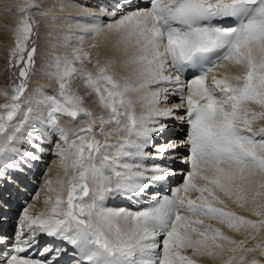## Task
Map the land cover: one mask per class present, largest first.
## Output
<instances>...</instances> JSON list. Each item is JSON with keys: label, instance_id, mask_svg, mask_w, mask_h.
Masks as SVG:
<instances>
[{"label": "snow or ice", "instance_id": "snow-or-ice-1", "mask_svg": "<svg viewBox=\"0 0 264 264\" xmlns=\"http://www.w3.org/2000/svg\"><path fill=\"white\" fill-rule=\"evenodd\" d=\"M148 4L122 12L121 0H114L99 13H86L83 18L91 23L74 42H65L71 55L53 61L55 71L50 74L58 89L41 99L36 136L25 143L42 153L45 149L34 139L58 133L55 155L64 175L56 179L57 187L51 179L45 181V191L55 193L46 196L48 207L37 215L25 208L26 231L17 234L12 248L0 252V264H53L60 248L51 260L33 258L30 252L41 234L71 245L74 264H197V256L220 264H264L256 255L264 257V238L257 239L264 232V125L254 127L264 120V0ZM38 7L34 0L18 6L24 15L8 61L9 69L18 72L9 76L10 90H0L7 98L0 104V162L9 156L39 159L15 146L31 112L29 108L17 121L35 66L36 22L29 12ZM105 16L110 20L106 25L101 20ZM101 32L121 51L119 63L134 66L129 76L110 71L115 60L92 61L88 51L74 46ZM85 60L93 63L95 72L82 66ZM188 74L191 78L185 79ZM77 77L96 94L103 113L83 106V98L71 87ZM170 94H178L181 103L161 107ZM137 102H142L139 112ZM250 103L261 110H252ZM181 109L185 114L179 119L188 125L181 143L189 149L184 163L190 169L182 173L183 182L171 195L153 192L139 210L109 206L115 197L138 200L154 183L172 175L164 164L145 162L173 159L169 153L177 148L175 143L157 146L155 157L148 149L154 135L167 127L162 120ZM81 117L83 122L70 129L61 124L63 118L76 122ZM190 192L198 194L195 199L186 195ZM222 196L258 219L228 209ZM197 217L246 235L235 240ZM249 240L256 242L248 247ZM185 249H191L192 256L184 254ZM52 251L46 247L40 256Z\"/></svg>", "mask_w": 264, "mask_h": 264}, {"label": "bare ground", "instance_id": "bare-ground-1", "mask_svg": "<svg viewBox=\"0 0 264 264\" xmlns=\"http://www.w3.org/2000/svg\"><path fill=\"white\" fill-rule=\"evenodd\" d=\"M135 2L137 0H121V11L122 12H128V11H133L136 10L133 5L130 6L127 4L128 2ZM15 0H0V34L2 32H5L7 35L11 34V30L13 33L15 32L16 24L20 21L21 17L24 15V13L18 11V7H15ZM19 2V1H18ZM39 6L38 8H33L29 12V16L31 19L34 18H41L43 19L40 22V28L42 34H51L50 38L45 39V43L47 47H52L53 52L55 55L57 54L58 56H70L71 51L65 48V42L68 40L75 41L76 36L82 34V30L85 25L91 23L90 20L84 19L83 17L85 16L86 13H99L101 6H106L110 5L111 3L114 2V0H38ZM25 2L21 3V6L24 5ZM19 4V3H17ZM38 4V3H37ZM108 11H111V8H108ZM46 13V14H42ZM55 17V19H53ZM117 19L119 16L116 17ZM103 24H108L110 22L108 17H102L101 18ZM40 21V20H39ZM51 24V25H50ZM49 25L52 26V29L49 28ZM42 36V35H41ZM40 37V36H39ZM43 37V36H42ZM46 37V36H45ZM100 39H103L104 42L106 43L103 48H97L98 51L100 50L103 54L101 58L102 60L105 58H115L113 60L116 61L112 66H114V72L116 76L120 77H127L131 73V69L134 67L133 65H128V66H123L119 63L120 60L123 59V55L121 51L113 46V41L111 39L105 41V36L104 33L101 32L99 35L93 37L91 35H88L85 37L83 44H74L75 47H83L84 49L88 48L89 45L92 43H97V41H101ZM44 40V39H43ZM98 51L95 52V55H91V58L93 61H95V56L96 54L99 53ZM104 51V52H103ZM44 52V51H43ZM52 53V52H51ZM50 53V54H51ZM49 57V56H48ZM97 59V58H96ZM100 59V61H101ZM47 61V60H46ZM89 62V61H88ZM102 62V61H101ZM103 63V62H102ZM48 62H37V66H40L41 68L43 67H52L51 64L49 65ZM79 63H77V67H79ZM86 66V65H84ZM39 67V68H40ZM54 67V66H53ZM237 69H233V71H236ZM94 72V70H93ZM81 79V78H80ZM52 80L49 77H44L43 75L40 77H36L34 79L33 86H36L37 91L39 92L37 97L40 96L41 98L44 97L46 94L48 95L49 93V88L52 85ZM83 82V80L81 79ZM209 82H210V77H209ZM54 84V83H53ZM39 85H42L41 87ZM43 87V88H42ZM35 88V87H33ZM40 89V91H39ZM53 90V88H50ZM84 89V88H83ZM0 90H10L8 85L0 84ZM87 90V94H88ZM92 92V91H91ZM52 93V92H51ZM90 93V91H89ZM93 94H95L93 92ZM84 95V94H83ZM174 96H178L177 98H174ZM6 97L0 95V100L2 102L6 101ZM87 99V98H86ZM95 100L97 99L96 94L93 96H89L88 100ZM41 101V100H40ZM94 102V101H93ZM98 102V100H97ZM95 103V107L93 108V113L94 114H99L101 113L100 111H105L99 103ZM142 102H137L135 106V110L139 112L140 109V104ZM181 103L179 99V95H169V100L167 104H162L161 107H172L173 105ZM25 105V104H24ZM93 105V106H94ZM34 106V105H33ZM249 108H251L254 111H260V107L256 104L250 103L248 105ZM89 109V108H88ZM42 105H35L32 107V112L29 115V118L25 121L23 125H21V132L19 134V139L16 141L15 146L20 149V151H28L32 153L35 156H38L39 159H27L25 158L24 160H21L20 157H13L9 156L6 161L0 162V224L5 223L9 220L10 224L8 225V230L5 232H1L0 229V238H7L5 243H0V252H4L6 248L8 247H13L15 245V240L17 237V234L26 231V224L23 221V216H24V210L25 206L27 205V209H32V213L30 215H37L41 211H43L48 205H45L44 201L46 196L49 195H55V193H49L45 191V181L51 179L53 181V187H57L55 184L56 179L63 177L64 172L63 169L59 167V158L55 155V150H56V144L59 142L58 140V133L55 132H48L47 133V138L44 139L42 136L40 139H34V144H40V147L44 148V152H38L35 147H29L25 141L29 138L35 137L36 133L33 131L34 128L39 127L38 124V117L40 116L42 112ZM175 116V113H174ZM171 117V118H174ZM24 119L23 114H19L17 117L18 120ZM177 120V119H176ZM166 120L164 119L163 122L167 125V129L170 128V122H165ZM83 122V117L78 120L76 123H71L68 120L62 119L61 124L63 127L66 129H70L76 125H79L80 123ZM98 123V122H97ZM263 123V122H262ZM264 125V123H263ZM260 126V125H259ZM108 127V126H106ZM258 127V126H254ZM155 134L154 136H156ZM98 138H101L98 136ZM172 139V138H171ZM179 140H174L172 139L168 143H162L160 141L159 145H167L170 143H175L177 144V148L179 145ZM53 144V146H51ZM158 145V146H159ZM53 147V148H52ZM182 149H186L185 146H181ZM178 152L177 151H172L169 153L170 156L173 157V159L168 160V161H162L158 159H149L145 163L147 165H152L155 163H161L166 166H168L171 169V164L174 163V161L177 160V158H174L175 154ZM153 156H157L158 153L156 151L152 152ZM48 160L49 166L46 171V173L43 175L41 179V185L39 186V192H40V197L37 195L35 199H32L28 202L27 196H29L31 192V188L28 189V184L29 183H34L35 179L38 178L39 176V171L42 169L43 163H45ZM6 164V166H4ZM15 164H19V167H14ZM170 165V166H169ZM190 170V169H189ZM172 175H175L176 169H172ZM183 177V176H182ZM182 177L179 179V181L182 179ZM8 178V179H7ZM40 180V179H39ZM177 181L175 183L174 187H178L182 182ZM197 183H200V181H196ZM35 184V183H34ZM154 183L153 185H155ZM173 187V188H174ZM34 189V188H33ZM156 193H159L160 195H171V194H161L160 192L155 191ZM182 195H185L183 192L181 193ZM189 198L195 199L196 196L198 195L195 192H190L186 194ZM151 193L148 192L146 196L141 197L140 199H128L124 197H119V200L117 199L118 197H115L108 201V205L112 207H127L132 210H139L141 206H143L148 199L150 198ZM222 199H225V204L227 205L228 209L235 211L238 215L245 216L249 219H258V217L253 216L249 211L237 207L235 204H233L231 201L227 200L223 196L221 197ZM27 199V200H26ZM121 201V202H119ZM24 203V205H21ZM18 206V209L16 210V207ZM24 208V209H23ZM4 210V212H3ZM11 213H16L13 217L10 216ZM20 217H19V215ZM11 217V218H10ZM10 218V219H9ZM22 220V224L20 222V219ZM198 219H202L205 224H210L213 227L219 228L222 232H224L225 235L232 237L235 240H241L244 238L246 233L240 232L236 233L228 228H226L224 225L219 224L216 220H211L208 219L207 217H197ZM18 221V223H17ZM12 223V224H11ZM17 224V225H15ZM20 226L19 230L17 231V226ZM16 226V227H15ZM16 228V231L13 229ZM14 230V233L12 231ZM12 236V237H11ZM41 237V235H39ZM264 238V232H261L260 236L257 239ZM256 241H253L255 244ZM47 242H44V244ZM36 248V245L33 246ZM33 248V249H34ZM41 248V246H40ZM33 250H31V253ZM184 254L192 256V250L191 249H185L183 250ZM258 259H262L263 257H259L258 253L256 254ZM251 257V254L249 255V258ZM194 259L197 260V264H220V262L216 259L209 258L206 256H197L193 257ZM264 260V258L262 259Z\"/></svg>", "mask_w": 264, "mask_h": 264}, {"label": "rangeland", "instance_id": "rangeland-1", "mask_svg": "<svg viewBox=\"0 0 264 264\" xmlns=\"http://www.w3.org/2000/svg\"><path fill=\"white\" fill-rule=\"evenodd\" d=\"M15 1H16L15 2V7L21 6L20 2L21 3L25 2V0H15ZM17 3H19V4H17ZM34 3L36 5H38V6H41V4H39L38 0H34ZM32 20H34L36 22L35 25L33 26L34 27V31L36 33V36L33 38L34 39V43H35V47H36V53H35V56H34L35 66L31 70L30 77L27 80V90H26V92L23 95L22 109H21V112L19 113V114H23V115H24V113L26 111H28L29 108H31V112H32V107H34L35 105H39L40 104V100L43 98V97L41 98L40 96L37 97V95H38L39 92L37 91L36 86H33V83L35 82L34 79L36 77H40V76L43 75L44 77H49V78L53 79L52 80V85L50 87V88H53V90L49 88L50 91H49L48 95L55 94L56 91H57V89H58V84H57V81H56L55 77L50 74V73H52V72L55 71V68L53 67V61L56 59V57L58 55L57 54L55 55V53L53 52L52 47H47V45L45 43L46 42L45 39L46 38H50L51 37V34L50 33H48V34H42V32H41L42 30L40 28V22L43 19H41V18H34ZM18 24H19V22L16 24V27H17ZM50 25H49V28L52 29V26H50ZM14 39H15V32L13 33L12 30H11V34L10 35H7L5 32H2L0 34V84H4V85H8V86H9V83H10L9 76H10L11 72H14V71L18 72V68L9 69V67H8L9 50L13 47ZM100 40L101 41H99V42L97 41V44H102V46L99 47V48H103L106 43L104 42L103 39H100ZM30 43H32V41H30ZM98 49L97 48H90V47H88L85 50L88 51L90 53V55H93L94 56L95 55V52L98 51ZM98 52H99V56L96 54L97 56H95V59L94 60H96V58L97 59H101L99 57H102L101 54H103V53L100 50ZM92 58H94V57H92ZM92 58H91V60H92ZM113 59H115V58H113ZM104 60H105V57H104L103 60L101 59L102 62H104ZM38 61L48 62L49 65L51 64L52 67H50L48 65L49 67H43V68H41L40 66H37V62ZM84 65H86V66H84ZM82 66L85 67L86 69H88L89 71H92L93 72V70H94V72H95V68L93 66V63L88 62L87 60H85L83 62V65ZM79 67H81V65H79ZM110 71L111 72H114V66H111ZM117 77H120V76L118 75ZM39 86L41 87L42 85H39ZM33 87H35V88H33ZM71 87L83 98V106L84 107L89 108L91 111H93V108H96L94 104L97 102V99H95V100L92 99L90 101L88 100L89 96H93L95 94H93V91L91 89H89L88 87H86L84 85V83L81 81V79L79 77H77V78H75V79L72 80ZM87 90H89L90 93L88 91V94H87ZM39 91H40V89H39ZM2 103H4V102H2L0 100V104H2ZM100 112L103 113V111H100ZM30 113H29V115H30ZM63 119L68 120L71 123H75V122H72L70 118H63ZM80 119H78V120H80ZM78 120L76 121V123L78 122ZM262 122L264 123V120L257 121L254 124V126L263 125ZM51 146H53V144H51ZM48 166H49V162L47 160L45 163H43L42 169H40V171L38 173L39 176L34 181L35 188L32 189L31 192H30V194H29V196H27L28 202L31 200L32 196H33L32 199H35V197H37V195H39V197L42 195V194L40 195V192H39V189L40 188H39V186L41 185L40 184L41 183V179H42L43 175L46 173V171L48 169ZM21 205H24V203H22ZM26 207H27V205L25 206V208ZM33 209L34 208H32L30 210L28 209L29 210V214L32 213V210ZM18 215H19V213H18ZM19 217H20V215H19ZM19 220L21 221V224H22L21 218ZM19 227L20 226L18 225L17 228H19ZM13 229L16 231V228L13 227ZM14 230L12 231V233H14ZM253 241L254 240H249L248 243L246 244V246H248V247L253 246L254 245Z\"/></svg>", "mask_w": 264, "mask_h": 264}]
</instances>
